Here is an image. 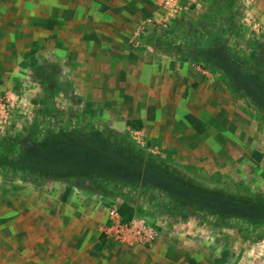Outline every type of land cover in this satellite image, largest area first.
Returning a JSON list of instances; mask_svg holds the SVG:
<instances>
[{"label": "rangeland", "instance_id": "1", "mask_svg": "<svg viewBox=\"0 0 264 264\" xmlns=\"http://www.w3.org/2000/svg\"><path fill=\"white\" fill-rule=\"evenodd\" d=\"M3 1L0 264L187 262L192 227L251 239L238 216L264 237V0ZM40 110L70 139L39 138ZM21 187L31 249L8 216Z\"/></svg>", "mask_w": 264, "mask_h": 264}, {"label": "crops", "instance_id": "2", "mask_svg": "<svg viewBox=\"0 0 264 264\" xmlns=\"http://www.w3.org/2000/svg\"><path fill=\"white\" fill-rule=\"evenodd\" d=\"M51 1L54 4H51L50 7L56 9H69L72 6L71 0ZM1 2L4 1L0 0V28L3 27L5 21L4 6ZM16 3L15 0L10 1L8 7L14 10ZM29 3L32 4V8H36V0H29ZM29 7L31 8V6ZM32 18V23L35 24V12L32 14ZM2 35L0 34V56H5V51L8 50L2 44L4 40H2ZM28 184L33 185L30 181H28ZM21 190L22 187L18 189L17 193L20 196L19 201L21 200L22 206L20 209L13 210V214L11 213L8 216L13 217L16 223L18 237L21 241L23 240L22 246L31 249L36 247V213L33 209L29 208L30 193L33 192V189L30 190L29 188L27 192ZM25 199L29 201L28 207H24ZM190 233L189 238L191 243L187 248L189 254L187 262L181 261L178 256L172 257L173 259L169 258L168 260L158 259L157 264H264V239L256 241L245 238L237 233H231L228 230H222L220 235L215 237L213 236L214 228L208 225L192 227ZM33 242L34 244H32ZM182 248H184L183 244L177 247L178 250ZM148 261L146 264H149Z\"/></svg>", "mask_w": 264, "mask_h": 264}, {"label": "trees", "instance_id": "3", "mask_svg": "<svg viewBox=\"0 0 264 264\" xmlns=\"http://www.w3.org/2000/svg\"><path fill=\"white\" fill-rule=\"evenodd\" d=\"M42 113L45 114L46 112L42 110L39 111L38 115L40 116V118L36 121L37 125L35 124L33 126L34 128L41 127L44 130L43 133L38 135L39 138L46 137L50 135L51 133H53L55 135L64 136L67 139H70L69 135H71V133L74 132L75 128L73 125L74 122L69 117L55 116L56 117L55 118L53 116L47 119L44 115H41ZM98 126L101 127V123L98 124ZM46 132L48 134H46ZM200 214L206 217L207 219H209L210 221H213V218L217 219V216H220V214H218L217 212H214L212 209H200ZM226 219L231 220L230 223H232L231 224L232 227L239 229L244 234H248L251 239L257 241V240H261L264 238L263 236L256 237V234H255L257 230L261 229V227L263 226L262 225L263 222L246 219L245 217H242V216L240 217L238 216L236 218H222V221L225 222Z\"/></svg>", "mask_w": 264, "mask_h": 264}, {"label": "built area", "instance_id": "4", "mask_svg": "<svg viewBox=\"0 0 264 264\" xmlns=\"http://www.w3.org/2000/svg\"><path fill=\"white\" fill-rule=\"evenodd\" d=\"M121 215L118 212V209L116 206H111L108 210V218L107 223L110 226H107L105 223V234H107V237L109 239L114 238V240L123 245L126 243V234L123 230V224Z\"/></svg>", "mask_w": 264, "mask_h": 264}]
</instances>
